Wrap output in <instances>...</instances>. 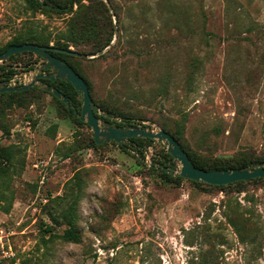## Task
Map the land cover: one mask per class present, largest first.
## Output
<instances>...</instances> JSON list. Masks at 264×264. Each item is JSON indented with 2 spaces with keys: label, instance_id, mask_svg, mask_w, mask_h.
<instances>
[{
  "label": "rangeland",
  "instance_id": "1",
  "mask_svg": "<svg viewBox=\"0 0 264 264\" xmlns=\"http://www.w3.org/2000/svg\"><path fill=\"white\" fill-rule=\"evenodd\" d=\"M28 7L0 0V48L30 28L51 44L72 29L113 34L99 51L79 47L96 56L70 59L91 81L94 102L149 129H174L186 115L182 139L205 158L264 155V0H81L61 13ZM43 62L24 54L0 67L14 72L9 84L22 85ZM35 88L21 104L0 98V149L14 152L11 162L0 158V264H264V181L224 190L170 182L151 168L166 161V144L141 141V159L115 141L94 146L86 122ZM171 163L178 173L179 162ZM77 174L74 243L50 213L64 221Z\"/></svg>",
  "mask_w": 264,
  "mask_h": 264
},
{
  "label": "trees",
  "instance_id": "2",
  "mask_svg": "<svg viewBox=\"0 0 264 264\" xmlns=\"http://www.w3.org/2000/svg\"><path fill=\"white\" fill-rule=\"evenodd\" d=\"M28 4V9L32 12H55V13H61V12H66V11H73L74 5L78 2H81V0H68V2L63 3L60 0H25ZM73 2V7H69V4ZM102 34H104L102 32ZM100 34V36H96L94 34V32H85L83 30H70L69 33L67 35L62 34L60 37L56 38L54 40V43H52V39L49 40L44 37L41 34H38L36 30L30 28L28 29V31L24 32V33H18L17 35H15L4 47L0 48V53H3L6 51V49L12 45H22L25 43H33V44H38V45H46L52 48H59V49H65V50H69V51H77L80 53H84L86 54L87 51L80 49L79 47L81 45H101L99 47H91V51L96 52L99 51L101 49H103L104 47H106L112 40V36L108 35V37L103 39V35ZM74 48H71L73 47ZM94 48V49H93ZM51 53L58 57L59 59L67 62L76 72H78L87 82L91 96L93 98V90L94 87L91 83L90 80H88V78L86 76H84L77 67H75L73 65V63L70 61V59L72 58H76V56L71 55L69 53H64V52H58V51H51ZM24 54H30V55H34L35 53L32 52H21L18 53L16 55H13L11 57H9L7 59L11 60L13 58H16L18 56L24 55ZM37 57L41 58L42 60H44L42 57H40L39 55L36 54ZM0 71L4 72L2 75V78L0 79V81H6L8 82L12 76L14 75V72L12 71H8L5 72V69H3V67H0ZM46 72L50 71V68H47L45 70ZM42 81L46 84L52 85L55 88L59 89L65 96L69 97V100L71 102V105H67L65 104L63 101H61L59 98H57L55 95H53L51 92L50 93L53 98L60 103L62 106H64L65 108V112L68 116H70L71 118H73L75 121H77L80 124H85L87 125L85 122H83L79 115L81 114V109H82V98L79 100L78 96L82 95L75 89V87L72 85L71 82H67V81H63L60 79H57L55 81H52L50 79H42ZM38 88L32 87L26 91H22V92H4V93H0V98L2 97H10V98H14L16 99L18 104H21V102H23V98L25 96H27L29 93L37 90ZM99 108L108 113L109 115L112 116L111 119L104 117L98 113H96V116L99 117L101 120L103 121H107L109 123H111L112 125H116V126H126V125H135L137 126L138 123H135L134 117L133 116H129L127 114H125L124 112H120V111H116L115 109H113L108 103L106 102H95ZM113 116H117V117H121V121L116 120L115 118H113ZM185 117H183L180 120L176 121L175 124V128L174 129H169L167 126H163V130L167 131L168 133H170L178 142L179 144L182 146V148L187 152L189 158L191 159L192 163L199 168L205 169V170H210V171H215V170H229V169H239V170H245V169H254L256 167H258L261 163H264V155L263 156H253V155H247L244 154L242 157L238 158L236 161H232V160H219V159H209V158H205L203 157L201 154L190 150L187 145L185 144V142L182 139V135L184 133V128H185ZM143 120V119H142ZM142 127H146L142 124H139ZM148 141V142H155V140L150 139V138H131L129 143H122L121 145L123 147H127L130 148L132 150H136L139 152V159L144 158V152L142 149V145H141V141ZM92 143L94 146H98L95 138L92 139ZM166 161H161L159 162V164L164 165L165 167H169L168 162L173 161L174 157L167 152L166 154ZM13 156H14V152L12 149L10 150H6V151H2L0 149V158L3 161L7 162H11L13 160ZM152 169H158L161 174L165 177L166 180L170 181V182H176V183H180L184 180L190 181L192 183L195 184H205L209 187H213V188H218L221 190H224L227 187H233V186H244L250 182H257V181H264V178H255V179H251L249 181H237L235 183L232 184H228V185H211L205 182H201V181H195V180H191V179H186L184 177H181L179 175L173 176L172 174H170L167 171H164L163 168L159 167L156 168V165H153L151 167ZM5 170L0 168V174H4ZM75 180V182H74ZM72 182V184H75V186H77L76 188V193L75 195H72L71 198V202L69 204V208L68 211L64 212L62 214V219L64 221H60V219L50 213L52 221L54 223H56L57 225H61V224H65L66 227L63 231V234L60 235L64 241L67 242H74V243H78L81 240V236L78 232V228L77 225L75 224L74 220H75V215H76V208L77 205L81 199V192H82V184H81V179L79 178L78 174L75 176ZM48 232H52L54 230V226L52 225H48Z\"/></svg>",
  "mask_w": 264,
  "mask_h": 264
},
{
  "label": "water",
  "instance_id": "3",
  "mask_svg": "<svg viewBox=\"0 0 264 264\" xmlns=\"http://www.w3.org/2000/svg\"><path fill=\"white\" fill-rule=\"evenodd\" d=\"M51 51L69 53L71 55L83 58L94 57L96 54L89 55L77 51H69L65 49L52 48L46 45H38L33 43H25L22 45H12L5 52L0 53V62L7 60L9 57L21 52H32L44 59L40 65L38 72L30 77V81L18 85H11L6 81H0V93L4 92H22L35 86H41L44 90L51 92L67 105H71L69 97L65 96L59 89L49 84H43L42 78L52 81L57 79L71 82L75 89L82 95L83 104L80 119L86 122L95 135L97 144H105L108 141L116 143H129L131 138H150L167 145L168 152L179 162L180 171L176 173V164L171 163L169 167L162 164H156L172 175H179L186 179L205 182L211 185H228L237 181H249L255 178H264V163H261L254 169H229V170H205L196 167L187 152L182 148L179 142L167 131L163 129H149L142 126L126 125L116 126L107 121H102L96 116V113L111 119V115L102 111L95 104L88 84L85 79L76 72L67 62L54 56ZM52 68L55 73L49 74L45 70ZM154 165V164H153Z\"/></svg>",
  "mask_w": 264,
  "mask_h": 264
},
{
  "label": "flooded vegetation",
  "instance_id": "4",
  "mask_svg": "<svg viewBox=\"0 0 264 264\" xmlns=\"http://www.w3.org/2000/svg\"><path fill=\"white\" fill-rule=\"evenodd\" d=\"M53 73H55V71L52 69V68H50V72H49V74H53ZM42 79H44V78H42ZM41 79V80H42ZM47 79V78H46Z\"/></svg>",
  "mask_w": 264,
  "mask_h": 264
},
{
  "label": "built area",
  "instance_id": "5",
  "mask_svg": "<svg viewBox=\"0 0 264 264\" xmlns=\"http://www.w3.org/2000/svg\"><path fill=\"white\" fill-rule=\"evenodd\" d=\"M1 241V240H0Z\"/></svg>",
  "mask_w": 264,
  "mask_h": 264
}]
</instances>
